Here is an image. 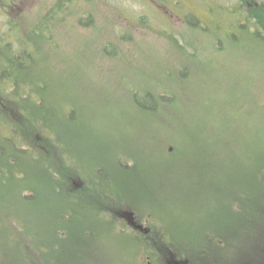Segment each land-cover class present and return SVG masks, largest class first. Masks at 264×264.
<instances>
[{
	"label": "rangeland",
	"instance_id": "rangeland-1",
	"mask_svg": "<svg viewBox=\"0 0 264 264\" xmlns=\"http://www.w3.org/2000/svg\"><path fill=\"white\" fill-rule=\"evenodd\" d=\"M59 1L0 0V44L48 26L49 40L23 41L32 77L47 87L35 116L66 160L165 239L199 250L205 235H220L219 257L259 264L264 46L237 26V1L72 0L73 11L62 2L53 16ZM9 104L0 101V113ZM21 118L24 148L45 142L41 124ZM25 161L31 169L16 188L38 195L0 193V264H142L143 244L124 236L122 223L113 228L74 203L67 186L61 196L45 189L41 169Z\"/></svg>",
	"mask_w": 264,
	"mask_h": 264
},
{
	"label": "trees",
	"instance_id": "trees-1",
	"mask_svg": "<svg viewBox=\"0 0 264 264\" xmlns=\"http://www.w3.org/2000/svg\"><path fill=\"white\" fill-rule=\"evenodd\" d=\"M83 1L88 2V0ZM236 1V8L232 9L235 13L237 12L240 17L237 26L253 37L254 41L264 46V0ZM62 2L70 5L72 0H60L59 4L57 3V6L51 11L53 16H55L54 12L56 8L58 11H62L60 7V4H63ZM67 7L71 9V5ZM71 11L73 10L71 9ZM191 17L195 20L190 21ZM191 17L189 18V22L194 24V27H198L201 21H197L193 16ZM89 19L90 18H87L86 21H90ZM83 20H81V24H84ZM35 35L40 36L44 41L49 40L48 35ZM230 35L231 34H229L227 38L232 43L240 41L239 39L237 41L231 40ZM16 36L19 37L18 34H16ZM30 54L31 52L29 50H20L17 45L11 43L4 45L0 44V91L3 94L0 101L4 104L7 102L11 103L5 108L6 111L4 113H0V129H2V127L4 129V134L2 133L0 136V193L4 192L7 188H12L20 191L18 196L22 199L26 198L28 192H33L32 195L37 193L36 191L38 189L35 188L25 187L22 190L16 188L26 179L25 174L31 169L30 164L25 161L26 159L28 162H32L41 169L39 185L43 183L45 189L49 191L52 189L60 196L61 194H65L63 190L67 186L68 196L72 197L71 199L74 200V203L76 201L77 204H81L84 209L96 211V213H99V216L104 217V223L114 228L115 226L112 220H114L115 217L113 218L110 213H108V215L105 212L110 211L112 213L113 211L119 210L121 207L123 208L125 203L122 196L115 194L114 196L107 197L106 192L88 185L85 176L80 173L70 160H66L64 151L62 149L60 150L58 147L55 134H50L48 132V125L46 122L35 116L37 108L41 109L45 106L44 96L41 94L40 90L46 89L47 87L44 85V82L32 77L34 63L31 62L32 60L30 61ZM34 94L39 95V98L36 102L32 103ZM162 97L163 95L157 99L158 104H160L159 101L162 100ZM21 114L24 119H28L29 121L35 119V123L41 124V135L45 142L39 141L38 138V140H35L37 143L40 142V146L33 144L24 148L23 143L19 140L18 134L20 128L25 126V124L22 123ZM16 115L20 118H17L18 116L16 117ZM35 123L32 124L35 125ZM120 168L121 170L128 171V169L118 164V170ZM37 195L38 194H35V196ZM32 199L36 200L34 197ZM129 203L131 204V202ZM66 206L64 205V207ZM131 207L135 211H139L136 206L131 205ZM67 211L69 210L66 209L65 215L60 217V219L67 220V216H69ZM103 213H105V215H103ZM97 221L100 222L99 219ZM123 235L130 237L135 243L141 242L144 249H146L147 243L145 241L136 239L132 234L123 233ZM208 235L213 236L211 233L205 236ZM214 243H216V240L209 241L204 239V247L197 250L193 247L185 248L177 241L163 239L162 241L154 240V242L150 244L152 248H147L153 249L152 252H148L151 253L150 256L153 264H162V259L160 258L161 254L159 256L157 251L166 253L168 263L165 264H185L186 261H189V264H198V261H200V252H202V258L208 257L210 254L209 246ZM202 263L204 264V262Z\"/></svg>",
	"mask_w": 264,
	"mask_h": 264
},
{
	"label": "flooded vegetation",
	"instance_id": "flooded-vegetation-1",
	"mask_svg": "<svg viewBox=\"0 0 264 264\" xmlns=\"http://www.w3.org/2000/svg\"><path fill=\"white\" fill-rule=\"evenodd\" d=\"M51 20L53 21V17L51 18ZM53 23H51L52 25ZM52 29H53V25H52ZM21 30V29H20ZM30 34L27 37H24L22 33L18 39H17V43H12L14 45H17L18 48L21 49H27L24 46V42L29 41V45H31L33 48H35V44H36V36L35 34H44V35H48L49 33V28L48 26H44V27H33L30 29ZM51 31V30H50ZM26 40V41H23ZM10 44V43H8ZM29 50V48L27 49ZM30 51V50H29ZM105 213H110V215L114 218V220H112L113 222H117V223H122V228L121 231H127L129 234H132L136 237V239L140 240V241H145L147 243V247L148 248H152V246L150 245L152 242H154V240H159L162 241L163 239H165L162 235H161V231L159 230L160 228L158 226H156V228L152 227V226H147L149 221H145L142 222L141 220H138L137 218V214L134 211V209L131 206H127L125 205L123 208L121 207L119 210L117 211H113L112 213L110 211H106ZM105 213H103V215H105ZM109 215V214H108ZM117 220V221H116ZM125 226H127L128 228H125ZM127 229V230H126ZM204 239L209 240V241H215L221 243L222 240L224 238H222V236L220 235H208L205 236ZM168 240V238H167ZM146 247V249H144L143 251H145L146 253V258L145 260L142 262V264H153L151 261V253L148 252H152L153 249H148ZM214 247V252L209 254L208 257L206 258H202V252H200V261H198V264H203L202 262L205 263L206 260L210 259L209 264H229V261L227 259V257H219V255H217L216 253H218V247L216 246H211V248ZM158 249V248H157ZM159 250V249H158ZM157 253L161 254L160 258L162 259V264L168 263V257L166 255L165 252H159L157 251ZM201 262V263H200ZM189 261H186L185 264H189ZM246 264H250L249 261ZM259 264H264V260L261 258V262Z\"/></svg>",
	"mask_w": 264,
	"mask_h": 264
}]
</instances>
